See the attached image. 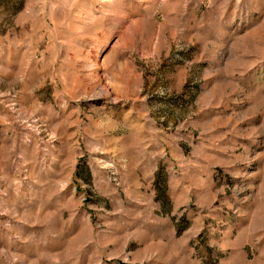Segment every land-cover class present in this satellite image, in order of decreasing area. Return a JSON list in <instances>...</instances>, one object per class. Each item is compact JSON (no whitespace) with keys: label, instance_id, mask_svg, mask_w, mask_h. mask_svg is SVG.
Returning a JSON list of instances; mask_svg holds the SVG:
<instances>
[{"label":"rangeland","instance_id":"374dc122","mask_svg":"<svg viewBox=\"0 0 264 264\" xmlns=\"http://www.w3.org/2000/svg\"><path fill=\"white\" fill-rule=\"evenodd\" d=\"M0 264H264V0H0Z\"/></svg>","mask_w":264,"mask_h":264}]
</instances>
